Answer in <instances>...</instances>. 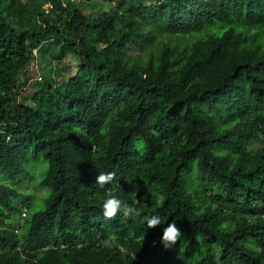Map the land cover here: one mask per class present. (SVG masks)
<instances>
[{"label": "trees", "instance_id": "obj_1", "mask_svg": "<svg viewBox=\"0 0 264 264\" xmlns=\"http://www.w3.org/2000/svg\"><path fill=\"white\" fill-rule=\"evenodd\" d=\"M47 1L0 0V264H264V0Z\"/></svg>", "mask_w": 264, "mask_h": 264}, {"label": "clouds", "instance_id": "obj_2", "mask_svg": "<svg viewBox=\"0 0 264 264\" xmlns=\"http://www.w3.org/2000/svg\"><path fill=\"white\" fill-rule=\"evenodd\" d=\"M114 178H115L114 172H108V173L101 172L96 176V183L101 186L106 185L105 187L102 188L101 191H103L110 186ZM110 191L111 189H109V192ZM114 194L115 193L112 192L108 193L106 199L103 202V206H102L103 215L106 218L109 219L114 218L118 213H122L124 217H132V218H135L140 215V213L135 207L129 205L125 201L117 198L116 196H113ZM26 211H28L27 207H23L22 216H26ZM145 219H147L146 225L149 230L143 229L142 232L135 235L136 236L135 240L138 238L140 234H142L144 237L147 238L148 234L151 233L152 228H156L157 226L161 225L160 217L158 215H154V213H152L150 210L147 211L146 214L143 216L142 221H144ZM181 236H182L181 230L176 226L175 221L168 224V226L164 228L163 235L161 238L164 248L165 249L172 248L174 245L177 244Z\"/></svg>", "mask_w": 264, "mask_h": 264}, {"label": "built area", "instance_id": "obj_3", "mask_svg": "<svg viewBox=\"0 0 264 264\" xmlns=\"http://www.w3.org/2000/svg\"><path fill=\"white\" fill-rule=\"evenodd\" d=\"M71 1H79V0H71ZM60 2H61L63 7L64 6L66 7L68 5V0H60ZM54 7H55L54 1L53 0H48L43 6L44 12L46 14H49Z\"/></svg>", "mask_w": 264, "mask_h": 264}, {"label": "rangeland", "instance_id": "obj_4", "mask_svg": "<svg viewBox=\"0 0 264 264\" xmlns=\"http://www.w3.org/2000/svg\"><path fill=\"white\" fill-rule=\"evenodd\" d=\"M68 58H70L69 56H68ZM73 60H75L74 58H70V59H67V60H65L64 62H63V64H69V63H71L72 65H73ZM60 67L63 69V66H62V64H60ZM37 81H40L39 79L37 80Z\"/></svg>", "mask_w": 264, "mask_h": 264}]
</instances>
